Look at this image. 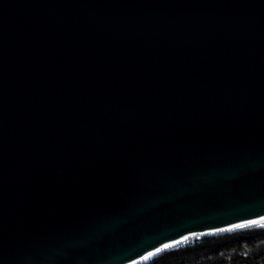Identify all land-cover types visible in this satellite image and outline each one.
<instances>
[{
  "label": "water",
  "instance_id": "95a60500",
  "mask_svg": "<svg viewBox=\"0 0 264 264\" xmlns=\"http://www.w3.org/2000/svg\"><path fill=\"white\" fill-rule=\"evenodd\" d=\"M261 218L264 0H0V264Z\"/></svg>",
  "mask_w": 264,
  "mask_h": 264
},
{
  "label": "trees",
  "instance_id": "16d2710c",
  "mask_svg": "<svg viewBox=\"0 0 264 264\" xmlns=\"http://www.w3.org/2000/svg\"><path fill=\"white\" fill-rule=\"evenodd\" d=\"M142 264H264V224L219 235L199 236Z\"/></svg>",
  "mask_w": 264,
  "mask_h": 264
},
{
  "label": "snow or ice",
  "instance_id": "6c2138e0",
  "mask_svg": "<svg viewBox=\"0 0 264 264\" xmlns=\"http://www.w3.org/2000/svg\"><path fill=\"white\" fill-rule=\"evenodd\" d=\"M256 223H264V218H261V221H249L248 224H239V225H234L233 227L234 228H244V227H247L248 225L256 224ZM184 239L187 240L188 238L185 237ZM174 243L179 244L180 241H176ZM171 246L172 245H164L165 248H168V247H171ZM157 251H161V249H157Z\"/></svg>",
  "mask_w": 264,
  "mask_h": 264
},
{
  "label": "bare ground",
  "instance_id": "6f19581e",
  "mask_svg": "<svg viewBox=\"0 0 264 264\" xmlns=\"http://www.w3.org/2000/svg\"><path fill=\"white\" fill-rule=\"evenodd\" d=\"M259 226H262V224H260ZM151 257H152V255L140 260L138 263L147 262Z\"/></svg>",
  "mask_w": 264,
  "mask_h": 264
},
{
  "label": "rangeland",
  "instance_id": "374dc122",
  "mask_svg": "<svg viewBox=\"0 0 264 264\" xmlns=\"http://www.w3.org/2000/svg\"><path fill=\"white\" fill-rule=\"evenodd\" d=\"M198 238H199V236H197V237H194L193 239H192V238H190V239H188V240H186V241H184V242H182V243L191 242V241H193V240H195V239H198ZM182 243H180V244H182Z\"/></svg>",
  "mask_w": 264,
  "mask_h": 264
},
{
  "label": "built area",
  "instance_id": "2783aa9c",
  "mask_svg": "<svg viewBox=\"0 0 264 264\" xmlns=\"http://www.w3.org/2000/svg\"><path fill=\"white\" fill-rule=\"evenodd\" d=\"M195 237H197V236H195ZM190 238H192V239H193L194 237H190ZM190 238H189V239H190ZM187 240H188V239H187ZM191 242H192V241H191Z\"/></svg>",
  "mask_w": 264,
  "mask_h": 264
}]
</instances>
